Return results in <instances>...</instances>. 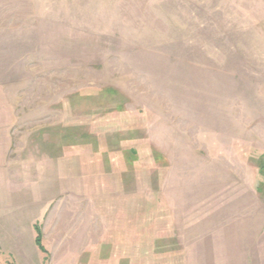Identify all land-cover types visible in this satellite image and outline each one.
Masks as SVG:
<instances>
[{
    "label": "rangeland",
    "instance_id": "374dc122",
    "mask_svg": "<svg viewBox=\"0 0 264 264\" xmlns=\"http://www.w3.org/2000/svg\"><path fill=\"white\" fill-rule=\"evenodd\" d=\"M221 232L264 252V0H0V264Z\"/></svg>",
    "mask_w": 264,
    "mask_h": 264
},
{
    "label": "crops",
    "instance_id": "0c3cea01",
    "mask_svg": "<svg viewBox=\"0 0 264 264\" xmlns=\"http://www.w3.org/2000/svg\"><path fill=\"white\" fill-rule=\"evenodd\" d=\"M221 233H218V236L204 238L207 246H214L212 249L207 247V251L202 254L205 264H264V252L263 254L259 252V246H256L255 242L253 248L250 249L248 241L244 240L242 236L229 235L226 232ZM212 261L216 263H212Z\"/></svg>",
    "mask_w": 264,
    "mask_h": 264
},
{
    "label": "trees",
    "instance_id": "16d2710c",
    "mask_svg": "<svg viewBox=\"0 0 264 264\" xmlns=\"http://www.w3.org/2000/svg\"><path fill=\"white\" fill-rule=\"evenodd\" d=\"M34 229L36 232L35 243L42 252L46 253V249L42 245V234L39 225L35 224Z\"/></svg>",
    "mask_w": 264,
    "mask_h": 264
}]
</instances>
